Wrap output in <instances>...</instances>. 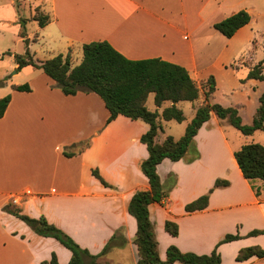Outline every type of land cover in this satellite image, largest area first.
I'll return each instance as SVG.
<instances>
[{"label": "crops", "instance_id": "1", "mask_svg": "<svg viewBox=\"0 0 264 264\" xmlns=\"http://www.w3.org/2000/svg\"><path fill=\"white\" fill-rule=\"evenodd\" d=\"M229 2L49 0L50 22L40 28L36 21L29 20L35 23L37 33L27 37L29 46L37 41V35L45 40V59L69 53L71 67L80 63L83 44L104 40L130 60L160 58L180 65L199 83L212 64L226 68L221 57L234 52L238 61L254 49L253 15L250 8H244L250 15L249 23L231 38L219 33L224 39L216 37V41L223 46L214 55L201 51V27L213 29L215 22L238 11L225 14ZM10 9L12 17L8 22L18 25L16 11ZM247 26L248 32L244 31ZM212 36L211 33L209 37ZM235 63L231 66L236 67ZM254 65L248 63L245 73ZM23 72L42 71L25 66L13 74ZM47 78L38 89L29 83V92L12 90V85L22 84L11 80L7 83L10 90L0 91V98L10 95L0 117V264H50L53 254L56 264H68L71 257L70 251L56 239L36 235L24 222L7 213L4 208L8 204L31 218L44 217L91 255L99 254L116 235L112 247L98 263L135 264L137 226L127 208L136 191L149 190L148 180L140 170V163L148 157L140 138L148 126L122 115L106 124L109 113L96 94L78 92L67 96ZM203 102L200 92L189 108L192 118ZM170 105H154V111L161 114ZM238 113L241 117L239 110ZM228 126L211 114L194 137L198 159L191 163L164 159L157 165L156 172L164 187L170 176L175 180L162 203L148 206L160 259H165L171 245L181 252L207 255L225 235L238 234L239 239L218 246L220 263L264 264V258L236 260L242 248L264 249V234L248 236L249 232L264 228V183L253 182L260 190L256 196L234 161L235 148L225 132ZM166 136L163 130L156 141L161 142ZM73 145H81L80 152L65 156L63 151L71 152ZM92 170L108 186L93 176ZM218 179L228 181V186L214 188L205 209L186 213L185 205L206 194ZM166 221L176 224V236L165 230Z\"/></svg>", "mask_w": 264, "mask_h": 264}, {"label": "trees", "instance_id": "2", "mask_svg": "<svg viewBox=\"0 0 264 264\" xmlns=\"http://www.w3.org/2000/svg\"><path fill=\"white\" fill-rule=\"evenodd\" d=\"M18 5V0H15ZM28 20L37 22L40 28L50 22L48 13L38 6L30 19H18V36L22 39L25 50L22 55L13 56L16 72L25 66L40 69L55 83V87L67 96L78 92L94 93L103 102L109 115L106 124L114 120L118 115L131 120H139L148 126L140 141L145 144L148 157L140 163V170L147 178L149 190L136 191L129 203L128 213L136 220V235L134 244L137 247L138 259L135 264H221L217 248L222 243L231 242L240 238L238 234H227L207 255H197L191 252H181L175 246L166 249L165 259L158 255V243L154 234L153 223L149 219L148 206L151 203H162L168 197L175 180L169 177L168 185L164 187L159 180L156 167L164 159L176 162L184 160L191 163L199 158L194 137L198 130L207 122L211 114L219 120L239 131L243 136H250L256 131H264V92L260 95L259 105L250 124H244L233 107H223L219 104H210L209 97L215 90V81L212 76L207 79L209 83L203 88L190 77L188 71L177 64H173L160 58L143 60H130L116 51L107 41H94L82 45V59L76 66L71 67L70 55L58 54L43 61L35 60L30 53L25 24ZM250 16L245 10H240L218 22L212 27L225 38H231L238 29L247 25ZM247 79L264 81V58L252 66L247 74ZM5 80H0V87L4 86ZM12 90L29 92L27 83L12 85ZM203 92L204 102L195 111L194 117L186 125L184 134L175 140L166 136L161 142L157 137L163 132L160 119L164 121H184L183 111L176 107L179 102H194ZM149 94H153L154 105L159 108L165 102H170L169 107L163 108L161 114L150 111L146 107ZM10 95L0 98V117L3 116ZM72 151L64 150L65 156H72L80 152L81 145H73ZM234 161L244 179L252 184L256 196L260 190L253 186V182L260 180L264 183V146L259 143H246L233 151ZM93 176L100 180L104 186H108L96 170H92ZM225 180H216L213 188L206 194L186 204V213L203 210L207 207L209 194L214 188L228 186ZM4 210L24 222L36 235L56 239L71 253L68 264H99L98 260L103 257L112 247L113 235L99 254L91 255L86 249H82L67 234L56 226L48 223L44 217L31 218L21 213L14 205L8 204ZM165 230L172 236H176L178 229L175 223L166 221ZM264 234L263 229H256L248 233V236ZM251 257L264 258V249L259 246H250L239 250L236 260L244 261ZM50 264H56L53 254Z\"/></svg>", "mask_w": 264, "mask_h": 264}, {"label": "rangeland", "instance_id": "3", "mask_svg": "<svg viewBox=\"0 0 264 264\" xmlns=\"http://www.w3.org/2000/svg\"><path fill=\"white\" fill-rule=\"evenodd\" d=\"M48 1L49 0H18V5H16L15 0H0V80H5L6 84L11 80L13 83L31 84V86L38 89L42 87L45 84V80L48 79L42 72H39L41 74L36 72L34 74H28L23 72L15 76V74H13V72L16 71L15 63L13 57L8 55L9 53L13 56L22 55L25 50L22 39L18 36L19 26L8 22L12 17L10 8L12 7L13 10L16 11L18 19H30L31 15L34 13V9L38 6H41V9L48 13ZM236 1L237 0H230L224 13L227 14L231 10L240 11L245 10L244 8H250L253 15L251 27L255 34L254 41L252 42L254 49L250 51L249 56L238 61L236 53L234 52L221 57L220 61L224 62L226 68H221L219 65L213 66L212 64L207 73L202 76L204 80L196 83L206 88L209 84L207 79L212 76L215 81V90L213 95L209 97L208 102L210 104H219L223 107L237 108L241 114L242 122L244 124H249L258 107V98L264 92V81L247 80V73H245V67H247L246 65H248V63L254 62L256 65L264 58V0H242L239 4H236ZM35 26V23L29 20L26 22L25 28L29 37H33L37 33V28ZM249 29L250 26H247L244 31L248 32ZM211 33L214 36L209 37ZM216 37L224 39L217 31L208 29V27H201V42L203 43L201 51H207L212 55L219 52L223 43L216 41ZM36 39L37 41L32 43L31 46L28 45V48L30 47L29 51L33 55V58L35 60L40 59L41 61L47 58L46 56L48 53L44 51V47L46 48L47 44H45V40L40 38V35H37ZM218 59L217 57V60ZM234 61L236 62V67L231 66ZM239 64H242V66ZM2 89L3 90H0L2 92L9 91L10 85L7 84V86L5 85ZM7 95H9V93ZM191 105V102L179 103L178 107L182 109L184 115V121L181 123L175 121L166 122L160 119L165 136L168 135L178 140L184 134L186 125L192 119L191 110L189 109ZM146 107L150 111L155 110L153 94L149 95L146 101ZM225 132L230 144L235 150L246 143H259L264 146V131H257L251 136H243L239 131L228 126ZM104 263L108 264V262H101V264Z\"/></svg>", "mask_w": 264, "mask_h": 264}]
</instances>
